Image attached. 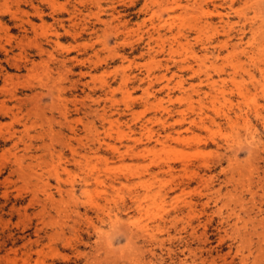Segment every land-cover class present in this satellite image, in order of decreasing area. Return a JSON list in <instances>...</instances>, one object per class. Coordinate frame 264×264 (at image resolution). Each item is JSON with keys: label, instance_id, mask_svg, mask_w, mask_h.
Returning a JSON list of instances; mask_svg holds the SVG:
<instances>
[{"label": "rangeland", "instance_id": "rangeland-1", "mask_svg": "<svg viewBox=\"0 0 264 264\" xmlns=\"http://www.w3.org/2000/svg\"><path fill=\"white\" fill-rule=\"evenodd\" d=\"M158 1L0 0V264H264V0Z\"/></svg>", "mask_w": 264, "mask_h": 264}, {"label": "bare ground", "instance_id": "bare-ground-1", "mask_svg": "<svg viewBox=\"0 0 264 264\" xmlns=\"http://www.w3.org/2000/svg\"><path fill=\"white\" fill-rule=\"evenodd\" d=\"M43 1H46L47 2V0H43ZM183 1V0H182ZM206 0H197V1H195V0H193L192 1V3H188V1H186L185 3H183L182 2V4H181V2L179 1V0H169V4L171 5V6H173L174 8H170V10L171 11H173V10H175V9H182V12H193L194 10L195 11H198V10H202V2H205ZM231 2H232V0H230V5H228L227 7H228V9H230L231 8ZM147 3V2H146ZM151 3H152V5L154 6H157V10H152L151 11V13H150V18H151V20L152 19H155V18H157V19H160L161 18V16H158V12H160V9L158 8V5L160 4V2L158 1V0H151ZM144 7L147 9L148 8V6L145 4L144 5ZM61 10V9H60ZM96 12H94V13H92V15H94V17L96 18V20L97 21H99V15H100V13H103L102 11V8H101V5H100V3H96ZM114 9L112 8V11H113ZM213 14H215V15H217L218 17H219V21L221 22V23H223V25L224 26H229L228 25V22L227 21H222V16L223 15H225V14H223V13H221L219 10H215V11H213L212 13H211V15H213ZM81 15V10H76V14H75V16H74V18L73 19H71L70 20V22H72V21H74V20H76L77 19V16H80ZM226 16V15H225ZM226 19V18H225ZM164 22V25H166L167 24V21H163ZM74 24V23H73ZM209 23L208 22H206L205 23V25L207 26ZM211 25V24H210ZM203 25H201V26H199V25H196L195 27H202ZM31 28L32 29H34V25H31ZM161 28H162V26H161ZM198 28H196V29H198ZM203 28V27H202ZM224 28V27H223ZM199 29H201V28H199ZM198 29V30H199ZM114 30V29H113ZM180 37L182 38V34H181V32H178L177 33V35H175V36H172V40H173V42H176V43H178V44H181L180 43ZM20 41V40H19ZM182 45V44H181ZM225 45V44H224ZM39 46V45H38ZM40 48V47H39ZM39 50V52L41 51V52H43L44 50H42V49H38ZM15 65V64H14ZM214 64H211L210 66H213ZM185 67V66H184ZM188 69H191L192 67H189V64L186 66ZM192 70V69H191ZM193 72L195 71V70H192ZM220 73H221V71H222V68L220 69V70H218ZM192 72V73H193ZM218 72V73H219ZM196 74V73H195ZM194 74V75H195ZM206 74V73H205ZM209 76V75H208ZM207 76V77H208ZM164 77L165 76H163V79H164ZM123 79L124 80H127L128 79V76L126 75V76H124L123 77ZM161 79H162V77H161ZM223 83H224V80L222 81ZM211 85H213L212 83H211ZM214 86V85H213ZM262 92H263V89H262ZM243 94L242 93H239V96H242ZM252 98V97H251ZM85 106V105H84ZM25 114V113H24ZM254 115H257L258 116V112L256 111L255 112V114ZM224 117L228 120H226L227 122H230V119H229V117L227 116V115H224ZM246 117V123H248V117H247V115L245 116ZM187 121H185V120H182V124L183 123H186ZM189 126V128L191 129V128H196V129H198L199 127H202V128H206V125L204 124V121L203 120H201V119H199V118H192V119H190L189 120V122L187 123ZM186 128V127H185ZM189 128H187V129H183V130H186V131H188L189 130ZM185 131V132H186ZM174 132L176 133V131L174 130ZM168 136H170V135H168ZM152 232H158V233H160L161 232V229H160V226L159 225H156L155 226V229L153 228V230H152ZM150 237H154V234H151L150 235Z\"/></svg>", "mask_w": 264, "mask_h": 264}]
</instances>
